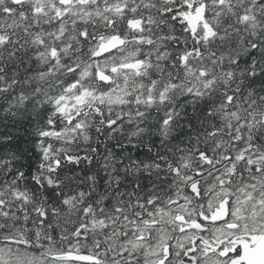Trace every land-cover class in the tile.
<instances>
[{"label":"snow or ice","instance_id":"obj_1","mask_svg":"<svg viewBox=\"0 0 264 264\" xmlns=\"http://www.w3.org/2000/svg\"><path fill=\"white\" fill-rule=\"evenodd\" d=\"M0 264H264V0H0Z\"/></svg>","mask_w":264,"mask_h":264},{"label":"trees","instance_id":"obj_2","mask_svg":"<svg viewBox=\"0 0 264 264\" xmlns=\"http://www.w3.org/2000/svg\"><path fill=\"white\" fill-rule=\"evenodd\" d=\"M21 143H23V141H21Z\"/></svg>","mask_w":264,"mask_h":264}]
</instances>
